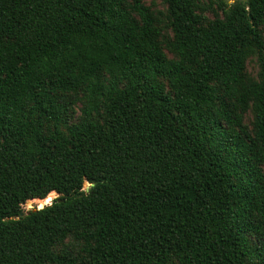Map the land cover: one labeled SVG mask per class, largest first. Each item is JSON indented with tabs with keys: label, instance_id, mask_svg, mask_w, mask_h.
I'll list each match as a JSON object with an SVG mask.
<instances>
[{
	"label": "trees",
	"instance_id": "obj_1",
	"mask_svg": "<svg viewBox=\"0 0 264 264\" xmlns=\"http://www.w3.org/2000/svg\"><path fill=\"white\" fill-rule=\"evenodd\" d=\"M161 1L0 0V264H264V0Z\"/></svg>",
	"mask_w": 264,
	"mask_h": 264
},
{
	"label": "rangeland",
	"instance_id": "obj_2",
	"mask_svg": "<svg viewBox=\"0 0 264 264\" xmlns=\"http://www.w3.org/2000/svg\"><path fill=\"white\" fill-rule=\"evenodd\" d=\"M228 3H232L234 0H226ZM142 2L148 6L152 11H155V12H160L162 13V15H165V5L162 3L161 0H142ZM257 71H258V67H257V64L255 62L254 59L252 60H249L247 62V72L252 75L253 77H256V74H257ZM248 122V121H247ZM91 187L90 184H82L80 186V190L82 191H87L89 188ZM57 197V194L54 193V195L52 196V199L50 200L49 203H51V201ZM48 203V205H49ZM47 204H44V205H39L37 204L36 202L34 201H31L30 204H28L27 202L25 204H23L21 206V209H22V212L25 214L27 212H30V211H33V210H36V209H41L43 208L44 206H48Z\"/></svg>",
	"mask_w": 264,
	"mask_h": 264
},
{
	"label": "bare ground",
	"instance_id": "obj_3",
	"mask_svg": "<svg viewBox=\"0 0 264 264\" xmlns=\"http://www.w3.org/2000/svg\"><path fill=\"white\" fill-rule=\"evenodd\" d=\"M54 195V192H51L49 193L46 198L40 200V199H33L32 201L36 202L37 204H39L40 206L41 205H44V204H47L50 202V200L52 199V196ZM50 204V203H49ZM42 207V206H41Z\"/></svg>",
	"mask_w": 264,
	"mask_h": 264
},
{
	"label": "water",
	"instance_id": "obj_4",
	"mask_svg": "<svg viewBox=\"0 0 264 264\" xmlns=\"http://www.w3.org/2000/svg\"><path fill=\"white\" fill-rule=\"evenodd\" d=\"M235 1V0H234ZM236 1H239V2H245L246 0H236ZM61 202V201H60ZM51 204V203H50ZM49 204V205H50ZM28 214V213H27Z\"/></svg>",
	"mask_w": 264,
	"mask_h": 264
}]
</instances>
